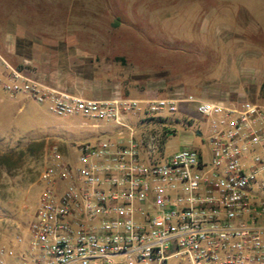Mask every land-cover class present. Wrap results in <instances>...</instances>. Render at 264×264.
<instances>
[{"label": "built area", "instance_id": "built-area-1", "mask_svg": "<svg viewBox=\"0 0 264 264\" xmlns=\"http://www.w3.org/2000/svg\"><path fill=\"white\" fill-rule=\"evenodd\" d=\"M0 61L8 95L116 135L77 145L75 158L50 151L27 246L21 235L0 241V264H264V104L184 93L87 100ZM182 105L206 122L203 148L161 156L158 138L139 131Z\"/></svg>", "mask_w": 264, "mask_h": 264}, {"label": "crops", "instance_id": "crops-1", "mask_svg": "<svg viewBox=\"0 0 264 264\" xmlns=\"http://www.w3.org/2000/svg\"><path fill=\"white\" fill-rule=\"evenodd\" d=\"M14 3V0H0V55L13 68L22 71L28 79L43 87L87 100H144L174 96L177 93L192 95L188 83L192 67L188 68L190 64L185 62L187 53L171 46L176 41L167 31L152 30L150 25L155 21L144 15L148 8L141 14L143 20L136 23L124 14L120 16L124 23L134 24L135 27L131 28L155 31L150 39L141 37L138 41L144 46H153L156 56L151 59L142 54L140 63L131 65L128 55L115 54L113 35L116 23L105 29L106 37L99 36L98 23L89 24L82 16L76 17L75 21L29 24L17 19L18 12L15 14L10 8ZM97 3L104 2L100 0ZM109 13L118 14L113 10ZM252 13L241 8L207 12L204 15L200 13L203 22L197 28L198 34L211 37L219 46L230 48L222 59L217 75L211 73L206 82H193L208 98L204 101L211 98L214 99L211 102L241 103L250 97L260 99L258 95L264 88V66L258 63L259 52L245 46H255L256 37L264 38V31L262 34V27ZM164 19L168 20L169 17ZM168 37L172 41L170 44ZM143 38L145 41H141ZM193 40L184 43L194 49ZM235 44L241 46L237 53H233ZM190 61L203 67L206 59L199 53L198 56H192ZM7 72L0 61V85L6 79ZM7 96L11 110L14 111L12 122L25 114L23 124L27 127L29 140H52L54 145L51 150L56 149L64 157L72 158L76 146L81 143L67 135V130L74 128L70 119L78 118V126L85 128L89 125L84 119L56 117L48 111L46 105H40L26 95ZM95 129H104L103 133L107 136L115 134L106 127Z\"/></svg>", "mask_w": 264, "mask_h": 264}, {"label": "rangeland", "instance_id": "rangeland-1", "mask_svg": "<svg viewBox=\"0 0 264 264\" xmlns=\"http://www.w3.org/2000/svg\"><path fill=\"white\" fill-rule=\"evenodd\" d=\"M14 1L15 3L10 8L12 7L15 14L18 12L17 19L29 24L75 21L76 17L82 16L83 20L87 19L89 24L98 23L97 32L99 36L106 37L107 31L105 29L116 23L117 27L113 35L116 42L115 54L128 55L127 58H129L131 65L140 63V55L142 54H146L147 58L151 59L154 58V55L156 56L153 46L152 48L144 46L140 44L138 39L141 37L150 39L151 36H154V32L158 31L157 29L167 31L176 41L171 46L187 53L185 62L190 64L189 67L187 66L188 68L192 67V76L189 72L188 77L190 79L187 78L189 91L192 96L201 100H208V98L201 93V90H198L197 85L193 82H197V84L206 82L214 73L217 75L222 65V59L230 48L227 49L223 45L219 46L210 39L211 37L206 38L198 34L197 28L203 22L200 13L204 15L207 12L220 10L245 9L248 12H253L252 16L262 27V34L264 31V0H102L103 4L97 3L100 0ZM107 7H109V12L113 10L118 14H110ZM147 8V14H144ZM142 13L155 21V23L151 22L154 23L153 25H150L155 31L131 28L135 27L134 24L124 23L122 20L124 14L134 23L139 22V20H143ZM165 17H169V19H164ZM144 38L141 41H145ZM192 38L195 43L194 49L184 43ZM256 38L255 46L245 47L258 51L260 56L258 63L264 66V38L263 36ZM167 40L168 44L172 42L169 37ZM240 48L241 46L235 44L233 53H237ZM199 53L206 59L203 67L190 61L192 56H198ZM258 96L260 99L250 97L248 101L264 104V88ZM213 100L209 99V101ZM181 111L187 112L194 119V125L191 129L168 133V138H165L161 130L157 129L158 127L151 125L145 129H140L139 135H155L160 144L161 154L165 156L172 155L188 144L203 148L202 140L207 136L205 120L196 112L194 107L182 105ZM13 113L10 99L0 85V241L8 242L21 235L24 236V242L27 246L28 228L36 215L41 195L46 187V184L40 180V176L48 165V155L52 151L54 141H44L42 138L29 140L26 135L27 127L23 124L25 114H20L21 116L17 117L18 120L15 119L12 122ZM70 121L73 122L74 128L67 130V135L79 143L92 142L98 139V136H100L99 138L107 136L103 133L104 129L92 127L91 121L85 120L89 125L85 128L78 126L80 124L78 118L70 119ZM199 125L202 126V138L194 135ZM112 136L113 138L116 137L115 134ZM76 156L77 153L71 157L75 158ZM167 264H181V261L178 258H172Z\"/></svg>", "mask_w": 264, "mask_h": 264}, {"label": "trees", "instance_id": "trees-1", "mask_svg": "<svg viewBox=\"0 0 264 264\" xmlns=\"http://www.w3.org/2000/svg\"><path fill=\"white\" fill-rule=\"evenodd\" d=\"M152 125L158 127L162 135L166 138L168 133H174L177 130H187L193 127L194 119L192 116L185 111H180L175 116H166L165 118H152ZM199 123V122H198ZM201 124V123H199ZM202 126L199 125L197 132H201ZM161 156H163L161 154Z\"/></svg>", "mask_w": 264, "mask_h": 264}, {"label": "water", "instance_id": "water-1", "mask_svg": "<svg viewBox=\"0 0 264 264\" xmlns=\"http://www.w3.org/2000/svg\"><path fill=\"white\" fill-rule=\"evenodd\" d=\"M197 135H198V136H200V135H201V133H200V132H197Z\"/></svg>", "mask_w": 264, "mask_h": 264}]
</instances>
